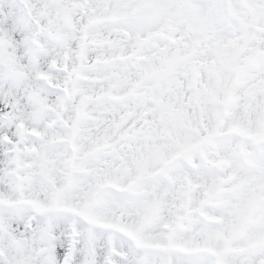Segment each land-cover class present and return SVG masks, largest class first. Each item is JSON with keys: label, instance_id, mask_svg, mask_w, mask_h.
Wrapping results in <instances>:
<instances>
[{"label": "snow or ice", "instance_id": "obj_1", "mask_svg": "<svg viewBox=\"0 0 264 264\" xmlns=\"http://www.w3.org/2000/svg\"><path fill=\"white\" fill-rule=\"evenodd\" d=\"M0 264H264V0H0Z\"/></svg>", "mask_w": 264, "mask_h": 264}]
</instances>
